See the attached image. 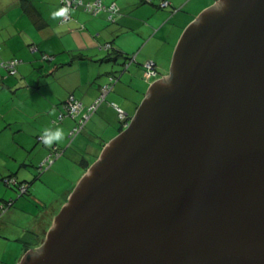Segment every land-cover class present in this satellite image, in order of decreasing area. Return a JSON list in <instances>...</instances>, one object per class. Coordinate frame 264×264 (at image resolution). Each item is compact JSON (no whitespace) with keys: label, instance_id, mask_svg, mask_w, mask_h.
Segmentation results:
<instances>
[{"label":"water","instance_id":"water-1","mask_svg":"<svg viewBox=\"0 0 264 264\" xmlns=\"http://www.w3.org/2000/svg\"><path fill=\"white\" fill-rule=\"evenodd\" d=\"M19 264H264V0H215Z\"/></svg>","mask_w":264,"mask_h":264},{"label":"crops","instance_id":"crops-1","mask_svg":"<svg viewBox=\"0 0 264 264\" xmlns=\"http://www.w3.org/2000/svg\"><path fill=\"white\" fill-rule=\"evenodd\" d=\"M101 1L114 4L119 13L93 14L75 7L70 18L62 22L59 0H0V61L19 59L14 75L0 67V95L6 98L0 101V206L15 200L2 178L13 174L19 179L21 175V180L29 179L26 181L32 183L40 175L33 174L38 173L39 164L55 144L66 157L56 158L39 173L65 164L74 166L77 173L72 185L59 195L53 190V201L48 206L32 187L30 198H23L17 207L10 205L0 217V238L14 241L18 252L21 251L11 264H19L29 248L40 246L54 216L81 176L98 159L106 143L124 129L126 122L129 124L154 80L144 76L145 61L154 62L158 76L168 75L180 33L215 0L196 5L201 9L195 13L194 7L188 8L194 0H166L165 7L160 6L162 0ZM169 6L185 10L176 12ZM105 43L111 47L104 48ZM110 76L116 78L107 94L111 99L97 108L82 132L70 138L75 119L65 117L57 121L68 97L73 95L84 110ZM112 102L123 110L125 123L118 119ZM56 129L62 132L59 140L50 144L38 141L45 130ZM7 139L11 149L6 146ZM48 175L51 173L43 174ZM20 215L27 225L16 224ZM27 232H34L31 242L24 241Z\"/></svg>","mask_w":264,"mask_h":264},{"label":"built area","instance_id":"built-area-1","mask_svg":"<svg viewBox=\"0 0 264 264\" xmlns=\"http://www.w3.org/2000/svg\"><path fill=\"white\" fill-rule=\"evenodd\" d=\"M60 6H61V21H66L71 16V10L75 7H81L82 9L89 11L93 14H96L100 11H107L112 14H118L116 11H118V8L114 6V4L105 5L102 3L101 0H93V1H84V0H59ZM168 5V2L166 0H162L160 2L161 7H165ZM110 19H112V16H109ZM111 45L109 43H105L104 48L109 49ZM44 58H47L44 55ZM134 58H132L133 60ZM18 63L17 58H11L9 60H2L0 61V66L7 70L8 73H14L15 72V65ZM125 63V66L126 67ZM145 68V78L146 80L150 78H157L158 72L155 68L154 62L152 60H147L143 64ZM116 78L115 76H110L108 78V81L101 85L99 95L95 98V100L87 105L84 110L82 103L75 99L73 95H70L67 99V101L64 104V112H59L57 120H62L65 116H72L75 117L79 115L77 118V123L75 126L70 130L69 136L72 138L75 136L83 127V125L87 122V120L90 118V116L93 114V112L96 111L98 106L105 100L106 95L109 93V91L112 89L113 83H115ZM112 105L118 110L119 116L121 118L124 117V112L121 110L118 106L115 105V103H112ZM128 123L126 122L124 126H127ZM44 136L41 135L38 139L40 141H44ZM62 150L58 149L55 145L51 147V150L49 154L42 160V162L39 165V170H43L47 167H49V164L52 163L56 158H58L61 155ZM42 166H45V168H41ZM3 182L6 185H14L17 188H19V193L23 194L26 193L28 190L29 185L27 183H20L18 184L14 177L4 178ZM12 201L8 200L4 204H1L0 206V217L5 212L7 207L11 205Z\"/></svg>","mask_w":264,"mask_h":264},{"label":"rangeland","instance_id":"rangeland-1","mask_svg":"<svg viewBox=\"0 0 264 264\" xmlns=\"http://www.w3.org/2000/svg\"><path fill=\"white\" fill-rule=\"evenodd\" d=\"M207 2H208V0H194V2H192L193 5H190L188 8L190 9V8L194 7V8H192V11H194V13H195V12H197L198 9H201V8H196V5L200 6L202 3H207ZM188 8H187V10H188ZM169 9H171L172 11H176V12L177 11L178 12H183L185 10V8H182L181 10H179L180 8H178L177 6H172L171 8L169 6ZM199 13L200 12H198L197 16L199 15ZM183 30H182V32H183ZM181 33H180V35H181ZM158 55H159V53H158ZM106 81H107V79H106ZM5 99H6L5 96L1 97V95H0V101H4ZM110 99H111V97L109 95H107L106 98H105V100H107V101H109ZM113 103H115V102H113ZM115 105L118 106L117 104H115ZM83 127H84V125H83ZM83 127L80 130H82ZM43 135H45V134H43ZM40 136L41 135H39L38 137H40ZM38 141L40 142V140H38ZM43 142H45V141H43ZM43 142H41V143H43ZM41 143H39V144H41ZM6 146L9 149L12 148V145L10 144V139L9 140L7 139ZM65 157H66V153H63V155L61 157H59V158H61L60 160H62ZM50 165H51V163L49 164V166ZM43 168H45V166ZM39 172L40 171H39V168H38V173H34L33 175L34 176H36V175L38 176V174H40L39 178L35 179L30 184V186L28 187V192L25 193V194H20L19 193V188H17L16 186H14V185H6L5 183H3L4 185H6L7 190L10 193H13V195H14L13 199H15V200H14V202L12 204V205H14V207H17L20 204L21 200H23V198H30V194H28V193H31L32 187H33V189L36 188L35 189L36 194L41 199L46 201L45 204L48 206L49 203H51L53 201V190L58 191V193L56 194V196H57V195H59V193L63 189L71 186L72 182L77 178L76 177L77 173L75 172V168H74V166H72L70 164H65L62 167L51 168V170H49V171L45 170L42 173H39ZM44 173H47V174L51 173V175L43 176ZM13 176H15V175H13ZM21 177L22 176L20 175L19 176L20 180L17 177L16 178L14 177L15 180L17 179L16 181H17L18 184H20L22 181H24L22 183H25L26 180H29V179L21 180L22 179ZM35 182H36V185H33ZM76 182H77V180H76ZM18 195H20V196L17 197ZM56 196H55V198H56ZM15 222L19 226L27 225L25 219L22 218L21 215L16 219ZM31 233L27 232V233L24 234V241H27V242H31L32 241V237L34 236V234H33L34 232H31ZM5 245H6V249L4 250ZM3 250H4V252H3ZM20 252L21 251L18 252V245L14 241H6L4 238H0V264H11L12 258L14 256H16V255L18 257L20 255ZM1 257H4V258H1Z\"/></svg>","mask_w":264,"mask_h":264},{"label":"trees","instance_id":"trees-1","mask_svg":"<svg viewBox=\"0 0 264 264\" xmlns=\"http://www.w3.org/2000/svg\"><path fill=\"white\" fill-rule=\"evenodd\" d=\"M116 13H119V12L116 11ZM44 55L47 57V54H44ZM126 58H127V57H126ZM17 59H18V58H17ZM45 59H47V58H45ZM7 60H9V59H7ZM18 62H19V59H18ZM125 62H126V61H124V62L122 63V65H124ZM17 64H18V63H16V65H15V72H14V73H8L6 69H5V71H6L9 75H14V74L16 73V66H17ZM0 67H1V66H0ZM2 68H3V67H2ZM124 69H125V67H124ZM108 78H109V77H108ZM151 79H152V78H151ZM112 87H113V86H112ZM99 90H100V89H99ZM98 95H99V94H98ZM104 101H105V100H104ZM104 101H103V102H104ZM103 102H102V103H103ZM102 103H101V104H102ZM112 103H113V102H112ZM112 103H111V105H112ZM101 104H100V105H101ZM100 105H99V106H100ZM99 106H98V107H99ZM112 106H113V105H112ZM113 107H114V106H113ZM118 107H119V106H118ZM119 108H120V107H119ZM114 109L116 110V114H117L118 119H119L120 121H122V122H123V120H124V123H125V122H126V120H125V118H126L125 114H124V117L121 118V117L119 116V112H118V110H117L115 107H114ZM96 110H97V109H96ZM64 111H65V109H63L61 112H64ZM93 113H94V112H93ZM65 117H71V118H74V119H75V123H74V125H73V127H74L75 124L77 123V118H78L79 116L77 115V116H75V117H72V116L68 115V116H65ZM65 117H64V118H65ZM57 121H58V120H57ZM60 121H61V120H60ZM60 121H58V122H60ZM84 126H85V125H84ZM81 128H82V127H81ZM81 131H82V130H80L78 133H80ZM78 133H77V134H78ZM77 134H76V135H77ZM76 135H75V136H76ZM73 137H74V136H73ZM73 137H72V138H73ZM38 138H39V137H38ZM70 138H71V137H70ZM38 140H39V139H38ZM40 142H41V141H40ZM55 145H56V144H55ZM56 147H57V146H56ZM57 148H58V147H57ZM58 149H60V148H58ZM39 165H40V164H39ZM43 167H44V166H42L41 168H43ZM45 169H46V168H45ZM9 177H15V176H13V174H12V175L4 176V177L2 178V182H3V179H4V178H9ZM22 182H24V181H22ZM22 182H21V183H22ZM3 183H4V182H3ZM25 183H27L29 186H30V184H31V182H29V181H25ZM27 192H28V190H27ZM27 192H26V193H27ZM23 194H25V193H23ZM12 203H13V202H12ZM2 215H3V214H2Z\"/></svg>","mask_w":264,"mask_h":264},{"label":"clouds","instance_id":"clouds-1","mask_svg":"<svg viewBox=\"0 0 264 264\" xmlns=\"http://www.w3.org/2000/svg\"><path fill=\"white\" fill-rule=\"evenodd\" d=\"M124 66H125V64H124ZM158 78H161L160 76H158L157 78H153L154 80L155 79H158ZM116 82V81H115ZM101 87V86H100ZM111 91V90H110ZM109 91V92H110ZM107 96V95H106ZM128 123V122H127ZM128 126V125H127ZM127 126H124V128H126ZM62 137V132H61V130L60 129H56L54 132H51V131H48V130H45V136H44V141H45V143H51L53 140H59L60 138ZM63 152V151H62ZM62 152H61V155H62ZM60 155V156H61ZM59 156V157H60ZM39 168V167H38ZM39 171H41V170H39ZM8 201V200H7ZM6 201V202H7ZM12 201V200H11ZM13 203H11V205H12ZM10 206V205H9ZM8 206V207H9ZM8 207H7V209H8ZM6 209V210H7ZM5 210V211H6Z\"/></svg>","mask_w":264,"mask_h":264},{"label":"bare ground","instance_id":"bare-ground-1","mask_svg":"<svg viewBox=\"0 0 264 264\" xmlns=\"http://www.w3.org/2000/svg\"><path fill=\"white\" fill-rule=\"evenodd\" d=\"M153 81H154V80H153ZM153 81H152V82H153ZM152 82H151V83H152Z\"/></svg>","mask_w":264,"mask_h":264}]
</instances>
